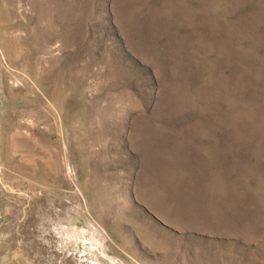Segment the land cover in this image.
Masks as SVG:
<instances>
[{
  "label": "rangeland",
  "instance_id": "rangeland-1",
  "mask_svg": "<svg viewBox=\"0 0 264 264\" xmlns=\"http://www.w3.org/2000/svg\"><path fill=\"white\" fill-rule=\"evenodd\" d=\"M0 264H264V0H0Z\"/></svg>",
  "mask_w": 264,
  "mask_h": 264
}]
</instances>
